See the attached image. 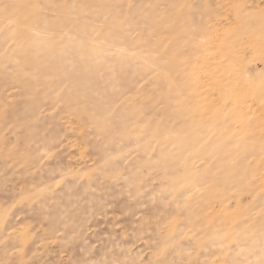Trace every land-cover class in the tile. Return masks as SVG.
Returning a JSON list of instances; mask_svg holds the SVG:
<instances>
[{"label":"rangeland","instance_id":"1","mask_svg":"<svg viewBox=\"0 0 264 264\" xmlns=\"http://www.w3.org/2000/svg\"><path fill=\"white\" fill-rule=\"evenodd\" d=\"M0 264H264V0H0Z\"/></svg>","mask_w":264,"mask_h":264}]
</instances>
